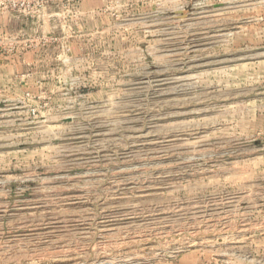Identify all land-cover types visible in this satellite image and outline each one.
Here are the masks:
<instances>
[{
	"label": "rangeland",
	"instance_id": "obj_1",
	"mask_svg": "<svg viewBox=\"0 0 264 264\" xmlns=\"http://www.w3.org/2000/svg\"><path fill=\"white\" fill-rule=\"evenodd\" d=\"M0 264H264V0H0Z\"/></svg>",
	"mask_w": 264,
	"mask_h": 264
}]
</instances>
